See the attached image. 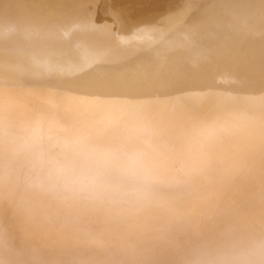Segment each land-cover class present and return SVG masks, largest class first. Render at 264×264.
I'll list each match as a JSON object with an SVG mask.
<instances>
[{"label": "bare ground", "instance_id": "bare-ground-1", "mask_svg": "<svg viewBox=\"0 0 264 264\" xmlns=\"http://www.w3.org/2000/svg\"><path fill=\"white\" fill-rule=\"evenodd\" d=\"M262 82L264 0H0V248H33L70 221L82 227L108 216L100 228L124 256L138 248L132 237L144 227L133 219L143 197L160 188L181 223L193 209L176 200L192 189L172 149L203 136L196 155L210 153L205 134L211 141L241 117ZM168 129L180 133L155 139ZM85 159L103 163L87 172ZM245 175L248 186L234 183L236 206L215 221L257 233L264 187L254 184L264 176ZM81 176L118 186L94 200ZM174 225L159 220L141 235L162 247L195 237ZM211 243V263L185 252L175 261L221 264L222 247L243 245L231 232Z\"/></svg>", "mask_w": 264, "mask_h": 264}, {"label": "rangeland", "instance_id": "rangeland-1", "mask_svg": "<svg viewBox=\"0 0 264 264\" xmlns=\"http://www.w3.org/2000/svg\"><path fill=\"white\" fill-rule=\"evenodd\" d=\"M256 85H259L258 89L255 88V95L247 107L245 106V111L241 117H235L229 121L226 124L227 127L221 129L222 133L219 136L212 134L211 141H209L210 134H205L206 138H208V142H206L211 145L210 153L205 151L200 155H196L206 145L202 141L203 136H200L201 141H185L181 145H175V147L180 146V149H172L173 152L175 151L174 155L179 159V161H176L177 165L175 166L177 172L183 175L181 177L183 179L182 184L186 190L192 189L176 201H178L177 204L185 208L183 212L187 213L188 208H190L193 209V214L191 215L189 210L188 217L182 219L181 223L179 219L176 220V212L171 210L169 204L173 199L169 200V197L167 198L159 187L160 191L154 194L152 198L143 197L142 212L133 219L136 222L140 221L142 225H138L146 230L157 225L159 220L169 223L174 230V224L178 227H187L188 229L191 227L195 237L191 239L190 243L174 244L175 246L166 245L165 247L157 246L150 243L153 240H147L146 235H141L145 233L144 228H141L142 233L137 231L132 237L133 245L136 243L135 247L138 248L121 256L119 254L121 250L116 249L115 245L106 242L107 238L104 236V228H100L107 222L108 216H106V221L102 220L100 216H96V218H93V221L96 222L95 224L90 225L87 223L82 225V227L73 226L70 221L66 225L67 229L62 232L57 231L56 234L46 235L40 240L47 239L36 241L33 248L29 246L22 251L6 254L4 248H0V264H7L12 257L13 263L16 264H149L150 262L153 264H179L175 261V257L177 260L180 257L182 258L181 254L184 252L188 257H195L200 254L203 258L205 257L204 260L206 261L208 257L214 255L213 253L216 250V245L214 246L211 242L217 243V239L222 238L225 233L229 232L237 236L243 245L238 249L222 247L219 253L221 254L219 261L223 260L221 264H264V226L257 233H250L241 227L215 221L218 210L224 209L229 214L236 206L237 195L236 191H234L236 180H242L243 186L249 185V179L246 175L244 176L245 170L264 176V82ZM4 114H6L7 121L9 112ZM0 118L2 119L3 116ZM178 133H180L179 129H168L166 133L155 134L154 136L157 135L155 139L167 138L166 140H169ZM194 157H197L196 160L199 161L190 160L189 162L188 159H194ZM88 184L90 185L85 184V187H82V185L79 187L80 189L87 188V186L92 187L88 194H93L91 199L94 200L99 198V196L103 197L102 195L109 196V193H107L109 186H113L116 189L118 186L115 182L104 184L94 182V184ZM254 185L258 189L264 187V177ZM130 186L131 183L129 185L125 184L124 187L129 188L128 191H131ZM94 188L95 190H93ZM112 189L115 190L114 188ZM161 196L166 197L168 201L165 202L160 198ZM135 197H132V199ZM88 202L87 204H90L91 200L89 199ZM135 204L139 207V203L136 202ZM98 209V205L90 204V211L96 212L95 210ZM173 217L175 220L172 222ZM203 243L205 244L202 245ZM211 247L213 248L211 249ZM101 248H107V250L104 251ZM204 249L207 252L210 251L209 253L212 252V254L204 252ZM167 250H175L176 256H173V253L170 254L173 257L169 256ZM10 253L14 255L11 256ZM228 256L233 257V259L229 260ZM191 259L187 258L188 261H191ZM206 262L211 263L210 260Z\"/></svg>", "mask_w": 264, "mask_h": 264}, {"label": "clouds", "instance_id": "clouds-1", "mask_svg": "<svg viewBox=\"0 0 264 264\" xmlns=\"http://www.w3.org/2000/svg\"><path fill=\"white\" fill-rule=\"evenodd\" d=\"M102 163H103V161L99 160V159H97V160L85 159V161H84L85 171L90 172L93 165L99 166ZM85 180H88L89 183L94 184V179H89V177H87V176H81L79 178V182H81V183H83Z\"/></svg>", "mask_w": 264, "mask_h": 264}]
</instances>
